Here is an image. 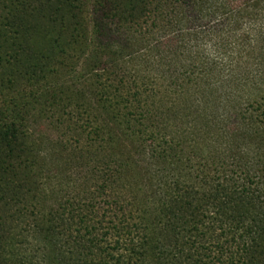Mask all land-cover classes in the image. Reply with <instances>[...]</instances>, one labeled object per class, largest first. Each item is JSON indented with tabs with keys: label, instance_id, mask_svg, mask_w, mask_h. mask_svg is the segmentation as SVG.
<instances>
[{
	"label": "trees",
	"instance_id": "obj_1",
	"mask_svg": "<svg viewBox=\"0 0 264 264\" xmlns=\"http://www.w3.org/2000/svg\"><path fill=\"white\" fill-rule=\"evenodd\" d=\"M119 7L134 43L110 46L106 10L93 14L96 94L68 113L84 123L92 192L41 194L4 115L0 264H264V0ZM141 182L167 197L147 214Z\"/></svg>",
	"mask_w": 264,
	"mask_h": 264
},
{
	"label": "rangeland",
	"instance_id": "obj_2",
	"mask_svg": "<svg viewBox=\"0 0 264 264\" xmlns=\"http://www.w3.org/2000/svg\"><path fill=\"white\" fill-rule=\"evenodd\" d=\"M124 1L0 0V102L6 97L11 100L7 111L0 114V125L5 114L17 124L18 140L12 143L23 145L16 153L38 177L39 192L58 195L61 202L93 191V182L83 185L84 123L70 120L68 113L75 110L74 104L91 102L96 94L94 81L89 79L98 66L95 51L100 48L91 34L93 14L99 11L102 15L106 10L110 46L134 43L125 32L127 24L112 15L122 9L119 6ZM133 47L127 50L133 51ZM135 62L130 60L128 66ZM130 177H124L123 182L131 184ZM136 188L138 208L145 214L150 204L164 199L163 191H147L143 182ZM57 204L45 203L41 210L55 209ZM133 211L138 213L136 203ZM25 249L30 251L28 244ZM105 261L115 264L114 260Z\"/></svg>",
	"mask_w": 264,
	"mask_h": 264
}]
</instances>
